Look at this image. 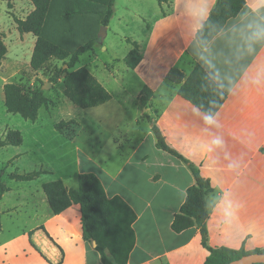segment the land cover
<instances>
[{
    "label": "crops",
    "instance_id": "0c3cea01",
    "mask_svg": "<svg viewBox=\"0 0 264 264\" xmlns=\"http://www.w3.org/2000/svg\"><path fill=\"white\" fill-rule=\"evenodd\" d=\"M35 1L11 2L9 8L20 13L12 29L20 42L30 43L33 50L36 37L32 33L20 34L15 19L25 20L35 10ZM216 1L164 0L151 10L145 7L151 5L149 0H126L125 11L117 16L124 33L121 40L126 42L124 53H114L110 61L103 62L93 47L88 52L92 53L88 63L78 64V68L86 67L112 96L109 102L89 108L96 110L88 130L94 147L90 151L83 149L78 134L83 126L75 118L65 119L79 124L70 139L75 151L74 168L60 167L58 176L40 154L42 158H38L33 171L46 170L47 174L29 182L16 181L15 188L6 186L9 190L0 199V264H103L94 245L83 238L80 206L74 204L54 215L42 189L43 184L56 180L76 188L77 177L83 173L95 174L109 198L121 197L137 215L133 225L136 245L128 264H205L209 252L202 245L200 231L193 227L175 233L171 228L194 178L180 160L156 148L154 123L167 144L196 164L212 185L214 192L207 198L208 246L264 249V86L257 87L248 80L264 66V46H257L252 55L231 68L224 63L233 57V44L227 34L221 32L209 44L206 54L233 79L232 91L224 90L227 99L213 117L214 123H206V115L180 97L178 86L166 80L172 68L186 76L196 64L205 69L200 59L205 53L196 42L200 28L194 10L206 4L212 11ZM16 2L25 4L16 7ZM115 3L116 0L113 17ZM134 7L138 13H132ZM255 9L264 12L258 0H246L241 12ZM237 18L229 20L224 28ZM138 22L142 32L139 37L132 28ZM107 27L109 30L110 22ZM0 32L4 41L11 35L10 31ZM128 39L138 43L142 55L135 69L124 62L133 48ZM145 87L153 96L143 111L139 98ZM62 105L73 111L79 108L65 96ZM133 110L128 129L115 135L113 132L125 122L124 115ZM38 120L31 128L35 136L31 137L30 147L14 156V162L22 155L45 149L41 140L43 125ZM106 141L112 144L111 151L104 150ZM23 145L24 139L21 146L7 147L19 151ZM99 155L105 156L103 163L97 160ZM20 210L31 211L32 221H25L24 228L18 231H6L3 216L11 217Z\"/></svg>",
    "mask_w": 264,
    "mask_h": 264
},
{
    "label": "trees",
    "instance_id": "16d2710c",
    "mask_svg": "<svg viewBox=\"0 0 264 264\" xmlns=\"http://www.w3.org/2000/svg\"><path fill=\"white\" fill-rule=\"evenodd\" d=\"M0 1L7 2L11 8V2L30 0ZM81 1L36 0L35 10L25 20L15 19V22L20 34L32 33L36 37L30 68L37 72L44 69L52 60L62 61L66 68L56 69L49 82L57 83L62 77L64 96L79 108L89 109L109 102L112 96L86 67H77L81 57L90 52L97 42L95 36L83 40V34H80L82 31L79 29L83 24L81 19L99 14L101 25L107 26L114 14L115 0ZM157 1L161 4L164 0ZM245 5L246 0H217L204 27L196 34L198 46L202 49L201 40L208 41L209 45L221 33L220 29L224 28L229 20L236 18ZM78 24L79 28L76 27ZM127 41L133 48L124 62L128 68L135 69L142 61V55L137 42L129 39ZM7 53L8 47L0 32V68ZM166 80L178 86V95L206 116L211 114L214 117L227 99V94L224 91L220 94L206 78V70L199 64L194 66L188 76L181 70L172 68ZM3 92L7 112L20 115L30 122H36L40 110L50 103L42 87L26 89L18 83L10 82L4 85ZM152 96L153 92L150 89L145 87L142 90L139 104L143 109L147 108ZM145 116L148 117V114ZM78 125L75 120H62L55 124V129L71 138L76 134ZM152 132L156 148L180 160L194 178V184L187 189L185 201L172 222L173 232L181 233L189 228H197L200 231L202 245L209 252L205 264H230L249 254H264V249L245 251L243 248L212 249L208 246L206 223L210 207L207 198L214 192L212 185L202 176L196 164L167 144L155 123ZM22 144V133L18 130H9L0 140V149L7 146L18 147ZM47 173L46 170H38L26 174H12L10 179L29 182ZM1 178L0 173V199L9 190ZM42 189L54 215L63 213L74 204L80 206L83 238L94 245L103 264H128L130 254L136 245L133 225L137 215L121 197L109 198L102 182L95 174L78 175L76 188H68L63 181L56 180L43 184Z\"/></svg>",
    "mask_w": 264,
    "mask_h": 264
},
{
    "label": "rangeland",
    "instance_id": "374dc122",
    "mask_svg": "<svg viewBox=\"0 0 264 264\" xmlns=\"http://www.w3.org/2000/svg\"><path fill=\"white\" fill-rule=\"evenodd\" d=\"M151 5H146L148 9H153L154 6L160 4L157 0H149ZM23 2H16V7L22 6ZM126 0H116L115 3V16L110 21L109 30L104 31L106 36L104 39L99 37V34L103 31V27L106 29L107 26L101 25L99 14H94V17L82 18L83 24L79 28V24L76 26L83 34V40H87L89 36H95L97 42L94 46V53L97 57L103 61L108 62L112 59V56L117 54L120 56L124 53L126 42H122L123 30L118 24L117 16L121 15L125 11ZM60 7V12H62ZM132 13H138L136 7L132 9ZM20 18V13L17 11H12L9 9L8 4L5 2H0V31H10L11 35L5 38V43L8 47V53L5 57V61L0 69V140L9 130H18L22 133L24 139V145L19 151L15 147H7L0 149V173L2 175V182L6 186L17 187L16 181H11L10 177L12 174H26L35 170V165L37 164L38 158H42L40 154H43L48 162L57 170L58 176H60V167L62 170L74 168L75 162V151L74 146H71L70 139L68 136H62L56 129L55 124L58 122L75 118L84 130L79 131V138L84 143L82 148L85 150H91L93 139L92 135L88 133L89 127L92 123V119H95L96 110L94 109H81L73 111L68 106L62 105L60 107L61 99L63 98V87L61 85V79L57 83L49 82L53 77L56 69L63 66L62 61L52 60L44 69L40 71H33L30 68V61L32 57V45L30 43H21L17 32L12 29V24L14 18ZM73 22V21H72ZM71 22V23H72ZM77 23V22H76ZM136 36H141V22L136 23L132 26ZM18 38V39H17ZM80 42V41H77ZM105 47H109V50H104ZM92 56V53L84 54L80 60V64H87L88 59ZM69 60V59H68ZM67 60V61H68ZM78 67V66H77ZM18 83L24 86L26 89H35L37 87H42L46 96L50 99V103L47 107H43L40 110V117L37 123L43 125V130L41 132V140L44 142L45 149L40 150V152L29 153L28 155H22L19 159L14 162V156L18 153L25 152L30 147V140L32 136H35L33 130V122L23 119L20 115H15L8 113L4 105V92L3 85L6 83ZM50 84V86L44 88L45 85ZM147 109H143L145 111ZM134 115V110L132 113L124 115L122 126L120 129L114 131L115 135L121 134L126 131L129 127L131 117ZM147 123V122H146ZM98 131V129H97ZM91 133V132H90ZM40 136V135H39ZM66 137V138H65ZM108 141V140H107ZM106 141L105 151H111L112 144ZM125 148H127L125 146ZM43 151V152H42ZM100 163H103L105 156L99 155L96 157ZM72 181L66 180V184L70 185ZM19 191V190H18ZM14 202V200H12ZM2 214L0 213V216ZM32 212L28 210H20L17 214L11 217H4L6 231H18L24 228L25 221H32L34 216ZM16 219V220H15ZM8 229V230H7ZM3 234L7 235V232Z\"/></svg>",
    "mask_w": 264,
    "mask_h": 264
},
{
    "label": "clouds",
    "instance_id": "9594fccd",
    "mask_svg": "<svg viewBox=\"0 0 264 264\" xmlns=\"http://www.w3.org/2000/svg\"><path fill=\"white\" fill-rule=\"evenodd\" d=\"M261 6H264V0H258ZM211 10L205 4L194 10L199 28L202 29L210 16ZM199 30V29H198ZM225 32L229 41L233 44V57L225 60L224 63L234 68L247 56L252 55L257 46H264V12L259 9L253 11H243L238 18L227 28H221ZM202 52L200 59L206 69V78L211 81L215 89L223 94L224 90L232 91V76L227 71H222L217 67L213 59L206 53L209 52L208 41L201 40ZM247 72V70H245ZM250 83L257 87L264 86V66L259 67L254 74L248 76ZM206 123H214L211 114L205 117Z\"/></svg>",
    "mask_w": 264,
    "mask_h": 264
},
{
    "label": "water",
    "instance_id": "95a60500",
    "mask_svg": "<svg viewBox=\"0 0 264 264\" xmlns=\"http://www.w3.org/2000/svg\"><path fill=\"white\" fill-rule=\"evenodd\" d=\"M104 31H106L105 27H103V31L99 34V37L101 39H104L106 36V33ZM48 86H50V84L45 85L44 88ZM230 264H264V254L261 253L249 254L241 257L238 260L231 262Z\"/></svg>",
    "mask_w": 264,
    "mask_h": 264
}]
</instances>
